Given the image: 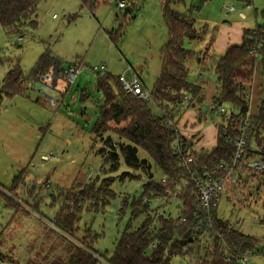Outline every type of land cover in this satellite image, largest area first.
I'll list each match as a JSON object with an SVG mask.
<instances>
[{
	"label": "rangeland",
	"instance_id": "1",
	"mask_svg": "<svg viewBox=\"0 0 264 264\" xmlns=\"http://www.w3.org/2000/svg\"><path fill=\"white\" fill-rule=\"evenodd\" d=\"M128 1L134 4L131 13L128 10L120 13L117 0H101L95 13H91L80 0H43L38 5L37 28H25L22 38L19 34H7L0 24V86L9 71L17 66L26 77L23 91L13 98L4 96L0 105V252L11 256L13 262L9 264L69 262L86 229L97 235L94 248L109 259L131 218L130 209L120 217L122 199L126 197L131 203L143 194L147 176L141 171H131L139 178L125 181L117 178L112 186L117 195L115 199L103 208L101 203H88L84 207L78 223L80 229L74 237L63 234L52 223L68 204L70 192L71 197L75 193L73 188L104 178L101 172L104 161L99 154L105 146L104 140L111 137L114 143H127L115 132L127 122L109 123L108 131L96 139L94 127L105 104L104 95L97 87L99 77L105 73L120 76L132 67L151 92L161 73V52L169 35L162 17L163 0ZM231 4L236 11L227 14L226 6ZM174 9L182 13L190 10L195 23L201 26L231 21L236 28V23L243 21V13L247 16L244 21L257 26L263 24L264 0H184L175 4ZM231 17L235 19L232 21ZM112 32L118 35L117 45L109 38ZM219 35L216 33L215 37ZM46 51L62 59L64 73L75 63L81 65L72 85L63 76L54 79L52 73L40 79L31 77ZM102 65L106 67L105 72H95ZM138 65L144 67L140 69ZM194 67L189 74L192 83L199 81V68ZM258 67L253 88L247 89V95H253L254 115L259 111L264 92L263 73ZM205 71L207 75L213 73L211 65ZM125 74L130 80L132 72ZM206 90L209 96H214L218 88ZM149 107L154 115H161L154 102ZM208 107L206 103L205 109ZM218 117L216 114L194 122L192 128H199L205 134L204 150L216 145L213 123ZM139 157L150 162L155 180L163 177L151 156L140 148ZM129 171L121 161V168L113 177ZM241 180L238 186H233V197L223 195L219 217L260 240L248 264H264V181L248 176ZM147 204L149 214L176 218L182 201L173 197L154 199ZM145 216H139L132 223L133 229L141 225ZM191 263L187 256L174 257L170 262ZM98 264H106L105 259Z\"/></svg>",
	"mask_w": 264,
	"mask_h": 264
},
{
	"label": "trees",
	"instance_id": "2",
	"mask_svg": "<svg viewBox=\"0 0 264 264\" xmlns=\"http://www.w3.org/2000/svg\"><path fill=\"white\" fill-rule=\"evenodd\" d=\"M42 1L0 0V24L4 31L9 35L19 34L22 38L26 33L25 28L36 29L38 5ZM100 1L80 0L82 6L91 13H95ZM183 2L184 0L162 2V17L169 35L161 52V73L154 83L150 99L127 94L120 76L105 73L99 77L97 87L104 95L105 104L94 127L96 139L102 138L108 131L109 123L120 125L127 122L124 128L115 131L127 143H114L111 137L104 140L105 146L99 151L104 161L101 169L104 178H98L96 183L73 188L75 193L71 197L72 191L70 192L68 204L62 207L52 223L63 234L74 237L80 229L78 223L84 207L88 203H101L103 208L110 200L115 199L117 195L112 186L117 178L120 181L139 178L131 171H141L147 176L143 194L140 198H133L131 203L126 197L122 199L120 217L130 209L131 218L109 259L94 248L97 235L86 229L84 237L74 247L69 262L57 264H98L102 259H105L106 264H170L172 258L177 256H187L193 264H242L239 258L248 259L260 246L261 242L257 237L244 234L236 224L220 218L219 206L211 207L210 214H205L198 201L192 173L211 171L232 160L234 141L239 132L237 121L250 109L247 89L254 83L258 66L261 67L264 78V9L261 11L263 24L257 25L255 29H245L242 43L230 47L224 56L215 60L212 68L217 77L218 91L212 97L207 112H203L207 102L206 90L203 85L188 80L189 70L185 65L187 61L194 59L201 65L207 53L200 52L198 55L188 51L184 42L186 39H201L204 31L196 29V20L190 10L182 13L174 9L175 4ZM133 5L130 3L125 10L131 13ZM109 38L117 45L118 35L112 32L109 33ZM254 50L259 52L258 57ZM63 63L61 58L46 51L33 69L31 77L40 79L52 73L54 79L61 76L66 78ZM72 66L80 69L81 65L75 63ZM25 81L26 77L20 67L10 70L0 86V105L4 96L13 98L20 94ZM186 96L188 101L182 108L181 103ZM151 101L161 110L160 116L153 114L149 107ZM222 106L229 107L232 112L226 119L227 123L217 128V147L211 152L204 149L196 152L190 148L186 158H191L192 161L180 160L173 147L175 131L165 124V120L169 118L178 124L184 111L197 107L199 121H202L208 116L218 115ZM258 110L250 119L252 130L247 139L248 157L258 155L256 150L264 153V94ZM182 139L192 145L187 139ZM139 148L151 156L162 170L163 177L160 180L154 179L150 162L139 157ZM121 161L130 171L113 177L119 172ZM252 172L248 171V177L264 181L263 177ZM262 188L258 186V189ZM234 194V188L228 187L226 195L233 197ZM173 197L182 201L179 217L149 214L147 202L154 199L170 200ZM143 214L146 215L144 221L133 229L132 223ZM205 216L209 217L210 225L199 223L200 218ZM262 223L264 224V219ZM205 230L207 233L201 240L194 239L196 234ZM228 254L231 256L230 260H227Z\"/></svg>",
	"mask_w": 264,
	"mask_h": 264
},
{
	"label": "built area",
	"instance_id": "3",
	"mask_svg": "<svg viewBox=\"0 0 264 264\" xmlns=\"http://www.w3.org/2000/svg\"><path fill=\"white\" fill-rule=\"evenodd\" d=\"M118 7L120 12L125 10L130 6L128 0H117ZM229 11H234V7L228 8ZM256 57H258L257 50H254ZM81 69L72 66L66 72V80L69 85H72L77 77V74ZM101 70L105 71V66L102 65L99 69L96 68L95 72ZM202 76V75H201ZM132 81H128L124 75L120 76V80L123 84L124 90L127 94H131L133 96H138L142 99H150L151 92L146 90L144 86L141 84L140 79L137 76L134 77ZM188 101V96L185 97L183 102L181 103V107H185ZM232 110L227 106H222L218 110V115L222 119V124L225 125L227 122V118L230 116ZM252 114L249 111L245 116L240 118L237 121V125L239 127V132L235 138V152L232 156V160L229 163H222L218 166V168L213 169L211 171L204 170L201 173H192V177L194 179V183L197 190L198 201L201 204L202 210L205 211L206 215L210 214V208L219 206L223 195L226 193L228 187L238 186L241 183V179L248 176V171H253L252 173L259 175L264 178V153L256 150L259 154L255 157H248L246 152L248 147V134L252 130L250 119ZM165 124L175 131V143L174 150L178 158L184 162H191V158H186L187 152L189 149H193L192 146L188 142L183 141V135H181L179 130V125H177L174 121L167 118L165 120ZM227 139V137L225 138ZM194 150V149H193ZM264 185V183H263ZM209 217L205 216L200 218L199 223L202 225L211 224V221L208 219ZM207 233V230L203 231L201 234H196L194 239L201 240L202 237ZM231 256L227 255V260H230ZM242 264H248V259L239 258Z\"/></svg>",
	"mask_w": 264,
	"mask_h": 264
},
{
	"label": "crops",
	"instance_id": "4",
	"mask_svg": "<svg viewBox=\"0 0 264 264\" xmlns=\"http://www.w3.org/2000/svg\"><path fill=\"white\" fill-rule=\"evenodd\" d=\"M231 6L234 7L233 4L226 6L227 7V14H231V13L236 11L235 7H234V11H229L228 8H230ZM240 13H242V12H240ZM240 13H238L239 18H241ZM245 15L246 14H244V13L241 15L242 18L244 17L243 21L237 22L236 28H234L235 24L231 23V21H227V23H223L221 25H216L217 24L216 21L213 22L211 25L202 24L203 26H201V24L198 25L197 23H195V27L197 30H199L200 32L204 31L202 38L199 40H194V41H190L188 39L185 40L184 44H185V47L188 51L194 52L198 55L200 52L201 53H204V52L207 53L206 58L201 65H199V63L197 62L196 59L187 61L186 65H185L188 67L189 74H190L191 67L195 66L196 68H199L198 70L200 72H198V74H197L198 75L197 78L199 81L196 83L203 85L205 90L210 89V88H214L216 86L215 84L217 81V77H215L214 71H213V73H211L209 75L206 74L205 70L207 69V67H209L210 65H211V67H213V65L215 64V60L224 56L225 53L228 52L227 50L230 47H232L234 45L241 44L242 40H243V34H244L245 29H255L256 25H251L250 24L251 22L244 21L245 19L247 20V16H245ZM231 19L233 21L235 18L231 17ZM205 32L207 33L206 35L204 34ZM216 33H220L219 37H217V38L215 37ZM211 37H215V40H213L212 42H210ZM189 63H190V65H189ZM142 67H144V66L143 65L139 66L140 69ZM126 72H132L131 79L128 81H132L133 79H135L134 77L137 76L138 79H140L141 84L143 86L145 85V81H144L143 77L140 74H138V72L134 68L129 67L125 71V73ZM125 73H123L122 75H124L126 77ZM141 74H142V70H141ZM188 80H189V76H188ZM253 85H254V83H253ZM253 85H252V88H253ZM145 89L148 90L147 88H145ZM206 94H208V93L206 92ZM263 94H264V92H263ZM208 96H209V94H208ZM212 97L213 96L210 97V100H209V98H207L206 103L209 104V107L211 105ZM249 97H250V112L252 115H254L252 112V109H251L253 95H250ZM262 98H263V96L260 99L262 100ZM261 100H260V104H261ZM260 104H259V107H260ZM259 107H258V109H259ZM203 112H207V109H204ZM196 120L199 121V114H198L197 107L187 109L179 117V122H178L179 126L178 127H179V130H181L183 137L192 143V145H193L192 148L197 152L206 146L205 143H207V141L204 142L205 134H201V130H198L199 128L198 129L192 128L194 126V122ZM213 124L215 125L216 145L214 147H212L211 150H208L209 152L213 151L217 147V128L219 125L222 124V119L220 117H218L214 121ZM184 126H185V128H184ZM196 130H198V131H196ZM209 141L210 140H208V142ZM210 144H211V141H210ZM6 253H9V251L6 250ZM11 259H12L11 256L3 255L0 252V264H9V263L13 262Z\"/></svg>",
	"mask_w": 264,
	"mask_h": 264
}]
</instances>
